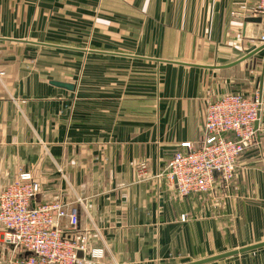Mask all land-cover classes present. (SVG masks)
<instances>
[{
	"label": "crops",
	"instance_id": "1",
	"mask_svg": "<svg viewBox=\"0 0 264 264\" xmlns=\"http://www.w3.org/2000/svg\"><path fill=\"white\" fill-rule=\"evenodd\" d=\"M254 6L255 0H0V68H8L9 44H16L44 50L35 70H56L67 54L82 61L78 71L96 58L101 78L113 76L56 81L72 90L49 83L55 80L0 83V191L30 172L40 186L32 203L74 206L88 247L103 250L97 264H167L177 254L190 263L263 242L260 232L216 253V222L199 218L192 195L179 197L164 176L154 178L186 151L182 144L199 147L209 102L258 90L257 144L240 154L233 177L264 200V49L244 59L263 45L264 17ZM16 22L29 31L10 36L8 25ZM138 162L148 166L145 179L136 174ZM185 214L192 219L182 222ZM13 255L18 251L0 230V264ZM208 264H264V248Z\"/></svg>",
	"mask_w": 264,
	"mask_h": 264
},
{
	"label": "built area",
	"instance_id": "2",
	"mask_svg": "<svg viewBox=\"0 0 264 264\" xmlns=\"http://www.w3.org/2000/svg\"><path fill=\"white\" fill-rule=\"evenodd\" d=\"M253 10L264 17V0H255ZM260 41L264 44V35ZM261 112L258 90L251 97L227 94L209 102L199 147L182 144L186 151L176 152L154 178L164 176L182 198L209 192L216 181L227 185L240 154L257 144L255 124ZM135 169L138 178L147 177L145 162H138ZM39 190L32 174L21 172L0 191V230L4 231V243L19 254L2 264H80L86 257L101 260L103 250L89 248L86 235L78 230L77 209L59 200L34 205Z\"/></svg>",
	"mask_w": 264,
	"mask_h": 264
},
{
	"label": "rangeland",
	"instance_id": "3",
	"mask_svg": "<svg viewBox=\"0 0 264 264\" xmlns=\"http://www.w3.org/2000/svg\"><path fill=\"white\" fill-rule=\"evenodd\" d=\"M8 26L10 36L20 37L29 31V29H24L20 22L10 23ZM77 42L78 46H98V40H79ZM37 51L44 50L9 44L8 68H0V83H48L50 80L68 83H98L100 79L112 80L113 78L110 74L108 77L103 74L105 78H101L102 73L98 71L96 58L86 61L85 68L78 71L82 61L80 58L67 54H61L58 57L60 62L53 66L56 70H35V63L44 59L37 54ZM21 55L25 56L23 66H20ZM70 68H74V70H69ZM236 170L235 168V173ZM234 177L227 185L216 181L211 191L190 197L195 212L196 208L199 209V218L212 220L217 224L216 253H222L232 247L252 241L254 239L252 236L260 232L258 237L264 234V200L256 197V188L253 185L249 186L247 183L238 185ZM260 211H263V216L259 215ZM182 217H184V221H187L188 218L192 219V216L188 214L181 215L180 220ZM203 242L204 240H202ZM206 242L208 243V240ZM210 242L212 244V240ZM166 261H168L167 264H185L187 258L177 254L176 256L170 255ZM88 264H97V261H90Z\"/></svg>",
	"mask_w": 264,
	"mask_h": 264
},
{
	"label": "water",
	"instance_id": "4",
	"mask_svg": "<svg viewBox=\"0 0 264 264\" xmlns=\"http://www.w3.org/2000/svg\"><path fill=\"white\" fill-rule=\"evenodd\" d=\"M249 20L251 22H255L256 20L260 21V19H249ZM263 49H264V44L257 51H254V52L248 54L244 59H248V58L252 57L255 53H257L258 51L263 50ZM49 83H51V85H54V86H57V87H62V88L69 89V90L73 89V86L71 84H65V83L56 82V81H50ZM260 248H264V241L260 242V243H257V244H254V245H250V246H247V247H243V248H240V249H236V250H233V251H229V252H226V253H222V254H219V255H215V256H212V257H208V258H205V259H202V260H198V261H194V262H190V263H186V264H208V263H212V262H215V261L227 259V258H230V257H233V256H237V255H240V254H244V253H247V252H251V251H254V250H257V249H260Z\"/></svg>",
	"mask_w": 264,
	"mask_h": 264
}]
</instances>
